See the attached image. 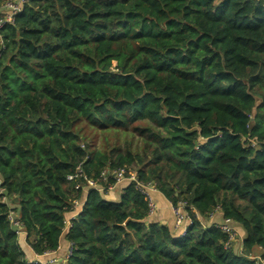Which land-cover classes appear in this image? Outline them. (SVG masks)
Listing matches in <instances>:
<instances>
[{"label":"trees","instance_id":"obj_1","mask_svg":"<svg viewBox=\"0 0 264 264\" xmlns=\"http://www.w3.org/2000/svg\"><path fill=\"white\" fill-rule=\"evenodd\" d=\"M92 130L118 138L98 146ZM121 133L140 144L124 147ZM122 166L187 202L185 234L148 217L133 182L118 200L107 196L112 177L87 189L85 177ZM0 178L36 253L74 243L59 264H256L264 0H30L0 29ZM218 207L243 231L241 252L205 222ZM9 210L0 201V264H41L28 261Z\"/></svg>","mask_w":264,"mask_h":264},{"label":"built area","instance_id":"obj_2","mask_svg":"<svg viewBox=\"0 0 264 264\" xmlns=\"http://www.w3.org/2000/svg\"><path fill=\"white\" fill-rule=\"evenodd\" d=\"M30 0H6L2 5H0V29L7 23H14L15 17L18 13H20L23 9V6L28 3ZM84 172L81 167L77 168V171L74 175L68 176L69 179H75L79 176H83ZM109 177H112L115 181L112 184H109L108 190L116 188L118 185H125L126 183L133 182L134 187L142 193L149 206V216L155 214L158 209L157 201L154 197V192H161L156 183L151 181H144L139 178L138 173L135 169H129L126 166L118 167L113 170L105 169L99 178L91 179L86 178L87 185L90 188H97L100 191L104 190V186L100 185V181H106ZM79 186V185H78ZM87 196V195H86ZM86 196L84 198H77L73 200L71 214L67 217L65 227L63 229V234L65 235L71 226V220L75 218L83 209ZM0 201L9 205L10 210L8 212V219L13 227L18 238H22L24 240L28 239L27 232L25 230V226L23 221L20 219L19 212L13 208L12 200L10 197L6 195V190L2 186V180L0 178ZM171 210L174 217V227L177 230L181 231V234H185L188 228V225L192 222V219L186 210L187 202L180 201L178 204H173L171 201ZM217 212H222L218 207L214 211L209 214L208 220L205 222L208 224H215L219 227L223 233H225L228 237L225 247L231 248L234 245L239 244L242 248V237L239 233L238 226L236 222L230 218L223 216L221 221L211 222V219L215 216ZM199 219H202L199 214H196ZM75 249V245L73 242L69 241L68 247L63 250V246L60 243L58 248L55 250H47L42 254L36 253L35 259H28L30 263H41V264H59L62 257L67 259L71 257ZM60 252L63 253V256H60ZM256 264H264V258L262 256L256 257Z\"/></svg>","mask_w":264,"mask_h":264},{"label":"crops","instance_id":"obj_3","mask_svg":"<svg viewBox=\"0 0 264 264\" xmlns=\"http://www.w3.org/2000/svg\"><path fill=\"white\" fill-rule=\"evenodd\" d=\"M123 185H118L116 188L114 189H110L107 192V196L109 199L111 200H118L120 197V191ZM154 197L157 201L158 204V209L155 212V214L153 216H151L150 218H156L158 220H160L162 223H167V224H173L174 221V217H173V213L171 210V203L170 200L162 193V192H154ZM223 218V213L222 212H217L215 214V216L211 219V222H218L221 221ZM239 233L242 237V239L244 238V233L241 230V228L238 227ZM20 243L23 245L24 249H25V253L27 258L29 259H35L36 258V252L34 251V249L32 248V246L29 244L28 240H24L22 238H20ZM61 244L63 246V250H65L68 247L69 242L67 240H61ZM238 245V251L241 252V247L239 244ZM60 256H63V253L60 252L59 253ZM261 249L258 248L257 249V253L254 256H258L261 255Z\"/></svg>","mask_w":264,"mask_h":264},{"label":"rangeland","instance_id":"obj_4","mask_svg":"<svg viewBox=\"0 0 264 264\" xmlns=\"http://www.w3.org/2000/svg\"><path fill=\"white\" fill-rule=\"evenodd\" d=\"M86 132H89V130L86 129ZM90 132H91V137H93V136L97 137L95 141H96V145H98V146L101 144V139H100L101 137L110 138V140H112V141H115L118 138V134L116 132L105 133V132H100V131H96V130H92ZM119 138H121V144H123L124 147H125V144L127 142H132L133 147H136V145L140 144L139 138L136 137V134H134V133H129V134L121 133L119 135ZM259 256H261V255H258V257ZM64 260H65V258L62 257L60 263Z\"/></svg>","mask_w":264,"mask_h":264}]
</instances>
